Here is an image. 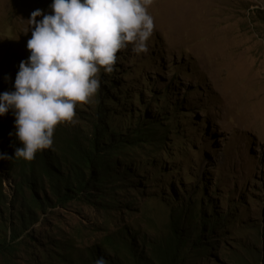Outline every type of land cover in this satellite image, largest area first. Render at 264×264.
<instances>
[{"label":"rangeland","instance_id":"rangeland-1","mask_svg":"<svg viewBox=\"0 0 264 264\" xmlns=\"http://www.w3.org/2000/svg\"><path fill=\"white\" fill-rule=\"evenodd\" d=\"M51 4L0 0V87L14 84L30 55L31 12L51 14ZM178 7L187 8L184 31ZM147 11L154 22L148 51L129 44L117 53L114 73L100 69L97 93L76 106L74 122L57 125L60 147L53 143L50 152L67 146L68 130L91 137L96 123L108 132L107 142L118 140L114 130L132 136L137 122L142 129L170 123L163 148L109 156L117 161L112 180L119 186L113 193L112 184H90L85 192L93 202L57 205L49 181L43 189L37 185L38 197L52 206L37 210L23 229L13 264H91V254L106 264H132L129 246L151 263L155 247L175 228L192 240L205 232L207 251L186 264H264V0H153ZM6 120L15 123L11 110L0 117ZM3 148L0 142V154ZM4 159L0 211L8 235L18 229L23 207L15 200L18 179ZM195 204L198 216L190 222L176 216L178 208ZM109 235L119 254L105 245ZM55 245L64 247L66 262L47 256Z\"/></svg>","mask_w":264,"mask_h":264},{"label":"clouds","instance_id":"clouds-1","mask_svg":"<svg viewBox=\"0 0 264 264\" xmlns=\"http://www.w3.org/2000/svg\"><path fill=\"white\" fill-rule=\"evenodd\" d=\"M152 3L52 0L51 14L31 12L30 55L19 64L14 91L0 93V117L13 112L22 145L15 156L30 161L52 146L57 125L74 122L76 106L90 102L100 87V69L112 73L120 50L131 44L138 53L148 51L154 22L147 8ZM95 264L106 261L100 257Z\"/></svg>","mask_w":264,"mask_h":264},{"label":"trees","instance_id":"trees-1","mask_svg":"<svg viewBox=\"0 0 264 264\" xmlns=\"http://www.w3.org/2000/svg\"><path fill=\"white\" fill-rule=\"evenodd\" d=\"M114 72L115 71H113V73ZM2 82L5 83L4 79H0V86ZM5 91H14V84L10 82L0 87V93ZM105 103V107H111V104H113L112 101L108 99ZM163 112L164 109L158 111L159 114H163ZM169 124H148L145 129H142L140 127V122H137L138 129L130 137L125 134L127 132L122 133L120 130H114V134H120L118 140L115 142H107L106 139H104V136H107L108 132L103 126H100V123L95 124L91 137L82 138L80 135H75L72 131L68 130L66 132L67 146L65 147L62 142L63 148L61 147L59 149L60 154L56 151L53 156L50 152V148L44 149L38 151L34 159L28 161L15 156V149L22 147V145L15 135L16 128L14 121L6 120L0 123V142L3 143L4 154L7 155L4 160L11 164L13 168L12 171L15 172V177L18 179L15 200L19 201L20 205L23 207L22 211L16 215L15 219L16 223L17 220L20 221V224H17L18 229L13 230L12 233L8 235L6 233V222L0 211V256L5 261L4 264H13L12 258L23 244L21 242L22 235L24 234L23 229L26 227L29 228L32 224L35 212H37V210L44 211L52 206V202L48 203L46 200H41L38 197L39 189L37 185L40 187L42 186L43 189L46 180H48L50 191L57 205L83 199L93 202L91 201V194L88 195V193L85 192L86 189L90 187V184L98 186L112 184V187H109L112 188L110 192L116 193L119 185L116 181L112 180V173L115 172V169L117 170V161H114V159L111 160L109 156L116 153L122 154L123 150L144 148L146 146H152L160 150L163 148L166 137L168 136L170 130ZM99 129L100 133L98 131ZM53 141L55 147H60V141L55 133L53 134ZM58 170L62 171L61 175ZM96 170L99 171L98 175H94V171ZM116 175H118V172H116ZM109 188L107 187V189ZM26 192H28L29 196H27ZM100 196L104 200L108 195L105 196V198L102 194ZM2 201H4V199L2 185L0 183V207ZM204 201L206 200L204 199ZM208 203L210 204V201H208ZM195 207L196 204L187 207L182 206L177 209L176 216L185 217L188 219V222H190L191 219L197 215L196 213H198ZM211 211L214 213L213 209ZM200 213H202L201 209ZM7 219L6 221H8ZM177 222L178 221H176V225L178 224ZM202 233H205L204 230ZM203 234H200L198 238L192 240L186 238L182 233L178 234L175 228L171 235L163 238L162 242L155 247L151 263L149 261H143L141 259L142 257H138L131 246L128 247L127 254L129 259L133 260L132 264H186L188 260L190 261L197 258L198 253L202 249L207 251L206 246L201 245ZM29 238L30 237H28V239ZM105 245L108 248L114 247L116 253L119 254L117 250L120 246H116L114 237L110 235L107 236ZM54 248L55 252H46L47 256L66 262L67 259L64 254V247L55 245ZM91 256L90 263L95 264L98 255L91 254ZM112 263L114 264V262Z\"/></svg>","mask_w":264,"mask_h":264},{"label":"bare ground","instance_id":"bare-ground-1","mask_svg":"<svg viewBox=\"0 0 264 264\" xmlns=\"http://www.w3.org/2000/svg\"><path fill=\"white\" fill-rule=\"evenodd\" d=\"M172 3V2H171ZM182 3V2H181ZM178 5V4H177ZM182 5V4H181ZM179 6V5H178ZM186 9L187 8H183V7H178L176 9V14H177V19L179 20V24H180V28H181V31H184V28L186 25L189 24L188 22V18H187V15L185 16V13H186ZM172 29V28H171ZM180 32V31H179ZM182 33V32H181ZM174 35V34H173ZM175 37V36H174ZM180 42V40H179ZM216 73V72H215Z\"/></svg>","mask_w":264,"mask_h":264}]
</instances>
